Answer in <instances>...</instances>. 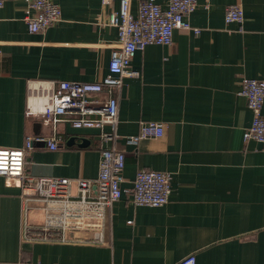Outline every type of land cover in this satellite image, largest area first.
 Returning a JSON list of instances; mask_svg holds the SVG:
<instances>
[{
	"label": "crops",
	"instance_id": "obj_1",
	"mask_svg": "<svg viewBox=\"0 0 264 264\" xmlns=\"http://www.w3.org/2000/svg\"><path fill=\"white\" fill-rule=\"evenodd\" d=\"M53 1L62 18L40 32L24 19L26 0H5L0 11V148L51 134L26 116L29 78L95 82L109 72L118 30L107 19L120 0ZM140 1L131 0L134 13ZM233 3L242 23L226 22ZM189 19L201 32L177 29L170 45L139 50L131 65L141 75L125 78L119 93L122 187L141 169L169 172V201L136 205L126 193L107 208L103 229L88 231L97 239L44 238L41 209L25 213L22 188L0 176V264H175L189 254L196 264H264V143L244 139L253 115L240 94L243 77L264 79V0H199ZM152 121L164 124L162 136L127 142ZM59 129L58 150L35 144L30 173L96 179L106 145L99 131Z\"/></svg>",
	"mask_w": 264,
	"mask_h": 264
},
{
	"label": "built area",
	"instance_id": "obj_2",
	"mask_svg": "<svg viewBox=\"0 0 264 264\" xmlns=\"http://www.w3.org/2000/svg\"><path fill=\"white\" fill-rule=\"evenodd\" d=\"M24 19L30 31L40 32L62 18L60 5L53 0H26ZM105 3L109 0H103ZM5 0H0V11ZM199 0H169L163 7L156 0H141L136 13L131 0H120V7L108 16V23L118 30V40L111 52L109 72L101 80L82 82L70 80H28L26 116L48 124L51 134L28 133L20 148H0V176L22 188L23 210L39 208L43 214L44 238L66 236L75 231L103 229L106 212L124 194H130L136 205L158 207L169 201L172 174L160 170L141 169L132 188H123L126 155L114 145L118 138L119 93L124 79L141 73L132 67V59L149 44L170 45L177 29L200 33L190 15ZM210 7V3L206 4ZM227 23L244 21L241 4L226 7ZM240 94L246 96L252 111L251 125L244 132L245 140L264 143V79L243 77ZM104 97L101 98V95ZM70 124L75 129H97L106 143L101 148L98 176L94 180L68 177H36L28 170L31 152L36 143L46 142L58 150L62 137L59 125ZM140 131L127 138L138 143L146 137H159L165 126L158 122H143ZM36 202V206L32 203ZM195 254H189L175 264H196ZM66 264V263H53ZM75 264V263H74Z\"/></svg>",
	"mask_w": 264,
	"mask_h": 264
},
{
	"label": "water",
	"instance_id": "obj_3",
	"mask_svg": "<svg viewBox=\"0 0 264 264\" xmlns=\"http://www.w3.org/2000/svg\"><path fill=\"white\" fill-rule=\"evenodd\" d=\"M74 141V139L73 138H71L69 141H68V143H72ZM81 145H84V144H81ZM90 232H88V231H78V232H74L73 233V237L76 239V238H79V239H92V237H93V239H97L98 238V233L97 234H89Z\"/></svg>",
	"mask_w": 264,
	"mask_h": 264
}]
</instances>
